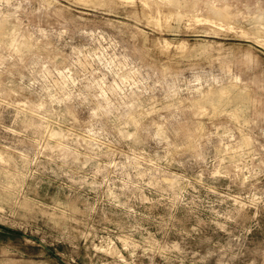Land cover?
<instances>
[{
    "label": "rangeland",
    "instance_id": "1",
    "mask_svg": "<svg viewBox=\"0 0 264 264\" xmlns=\"http://www.w3.org/2000/svg\"><path fill=\"white\" fill-rule=\"evenodd\" d=\"M0 264H264V0H0Z\"/></svg>",
    "mask_w": 264,
    "mask_h": 264
},
{
    "label": "bare ground",
    "instance_id": "2",
    "mask_svg": "<svg viewBox=\"0 0 264 264\" xmlns=\"http://www.w3.org/2000/svg\"><path fill=\"white\" fill-rule=\"evenodd\" d=\"M183 1V0H182ZM175 3V2H174ZM216 11V13L217 14H219V15H224L226 12L224 11V10H220V9H216L215 10ZM225 12V13H224ZM179 15V14H178ZM2 24V23H1ZM221 92H223L222 90H221ZM212 96V95H211ZM210 98V97H209ZM216 98V97H215ZM202 99V98H201ZM212 100V99H211ZM210 101V100H209ZM217 104V103H216Z\"/></svg>",
    "mask_w": 264,
    "mask_h": 264
}]
</instances>
